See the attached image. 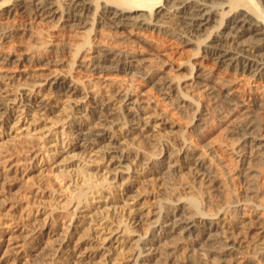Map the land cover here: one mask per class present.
Instances as JSON below:
<instances>
[{"label":"rangeland","instance_id":"rangeland-1","mask_svg":"<svg viewBox=\"0 0 264 264\" xmlns=\"http://www.w3.org/2000/svg\"><path fill=\"white\" fill-rule=\"evenodd\" d=\"M253 1L256 7L260 8L259 11L264 12V0ZM13 2L14 0H0L3 22L11 29L6 46L19 59V62L13 65V70H17L19 79L10 85L8 81L0 79V86L2 89L6 88L5 93H0V99L5 101L4 107L0 110V240L12 236L18 248L13 250L14 253L12 252L8 261L3 264H41L46 260L39 256L38 251L35 252L37 247L53 254L59 243L66 240L68 224L76 207L75 194L78 190L71 182L63 180L61 173L55 169L62 160L61 157H57L55 148L51 147L56 143L58 145L64 143L70 155L73 153L75 159L77 158V164L84 160H96L94 164L98 168L90 170L94 184L99 185L98 188L102 186L100 190L102 195L108 197L103 198L104 201L112 199L116 205L121 206L117 209L116 217L119 221H123V224L129 222L127 220L129 211L140 207L136 196L145 193V190L150 194L146 203L148 216L131 228L135 231L131 236L135 239L134 244L127 253L122 251L119 254L122 248L117 250L111 264H178V261L186 256L197 259L200 264H264V237L258 234L259 229L264 227V161L257 159L251 162L253 184L250 187L240 179H235L233 183L219 184L217 174L211 170V164L222 169L235 168L236 161L226 146L245 149L242 146L245 145L243 139L246 136L264 134V104L262 107L257 106V102L264 103L263 82L254 79L252 73H245L243 79L247 83L250 79V85L243 84L244 81L241 82L242 84L239 83L240 85L235 84L234 74L227 71L225 66L213 61H205L204 66L207 71L211 70L210 76L212 75L208 89L187 87V84L192 82L189 67L192 68V64L202 56V50L198 51L197 45L203 49L205 43H202L200 36L205 38L210 28L196 35L198 39L200 38L199 41L195 40L194 44L186 45L185 37L171 33L172 27L177 29L175 20L164 19L166 22H162V25L155 30H139L148 35L149 43L131 44L135 45V49L138 47L140 50H137L148 54L154 53L151 49L162 48L161 51L164 50L166 57L169 60L171 58L167 67L171 69L170 73L176 77L179 84L178 81L175 82L174 90L170 95H165L163 93L165 90L153 80V77L147 79L142 74H138L136 69L118 74L117 79L120 80L118 86L125 91L124 93L129 91L133 96L135 92L141 91V94L143 92L145 100L150 104L151 112L164 117L172 124L162 125L160 121L146 118L137 125L136 122L131 121L133 117L128 120L125 116L118 117L115 122L109 124H106L103 118L94 121L96 99L94 96H86V92L89 94L88 89L96 90L98 87L93 85L95 78L92 73L83 67L88 59L87 52L96 50L99 43L120 47L125 42L113 29L98 24L97 13L85 18L88 22L86 28L71 30L56 23L57 19L31 22L20 13H15L16 10L9 12V9L14 8ZM66 2L67 0H59L61 6ZM243 8L239 7L238 10ZM156 9L160 10V8ZM224 9L227 11L229 8L225 6ZM255 11L254 9V16L260 18ZM221 15L218 14L214 19L222 22ZM231 16L232 13L224 16L223 26H216L213 33L229 31L226 26ZM31 25L32 27L29 28L28 26ZM214 25L215 23L211 28ZM37 39L41 44L36 43ZM78 48L80 51L76 56L75 52ZM149 58L141 62V66L145 64L143 68L146 71L153 72L156 67L166 66L165 61L160 57L153 56L150 58L152 61ZM48 59L61 61L62 64L58 69L61 68L66 77L71 76L75 79V82L86 92L70 96L66 92V86L52 78L54 73L51 70L57 67L54 66L55 62L48 65L46 63ZM147 62L149 64H146ZM150 63L151 67L154 66L153 70ZM182 66L186 67L182 69ZM178 85H180L179 89H177ZM101 86V90L109 91L106 85ZM233 86L240 90L234 92L233 104L236 105H225L222 103L221 94L225 89ZM186 88L189 92L188 96L183 94L185 91L187 93ZM189 88L193 89L192 93ZM181 97L189 100L184 106L179 102ZM38 98L44 100L45 105L48 103L50 105L38 106L32 101ZM218 99L221 101L219 102ZM79 104L82 106H78ZM125 107L127 106L124 103L115 102L111 109L113 113H117L123 111ZM76 108L80 110L76 111ZM91 113L92 117L88 120L83 119ZM244 120L252 121L257 125L255 134L247 132L245 137H242L232 132V128ZM79 123L83 128L81 134L72 130V127L78 126ZM130 128L131 133L125 135L124 133ZM47 134H50L55 142L45 146L43 141L51 140L45 136ZM83 135L84 138L85 135L88 138L80 139ZM103 137L105 140L100 141ZM181 140H186V143L198 150L192 168L197 175L207 176L209 183L213 184L208 196L223 200L240 195L239 200L243 203V210L241 209L240 213L254 219L252 223L254 229L250 236L245 235V242L240 251L230 255L225 253L229 249L224 245L228 240L227 228L219 226L221 216L226 212L224 207L220 209L219 215L211 210L204 214L190 213L188 199L198 195L191 182V175L183 167L182 162L172 165L173 171L164 173L165 175L159 174L157 166L151 167L155 160L161 163L164 161L169 148V153L178 152L184 146ZM153 145L158 149L157 156L141 163L136 154L147 153ZM119 150L121 153H117ZM55 159H57L56 163ZM108 159L118 163L117 170L125 171L127 180L123 186L118 181L106 178L110 175V169L105 168ZM10 161L15 163L16 174H10L5 168ZM78 167L73 168L78 171L81 168ZM29 168L33 170L29 171ZM150 174L152 177L148 176ZM125 184L134 186L135 193L131 195L135 198L126 195ZM37 190L38 192L44 190L42 194L54 193L55 198H41L39 193L34 195ZM247 190L250 200L248 203V199L242 195ZM97 201L90 199V203L92 202L91 206L89 205L90 209L95 208ZM94 212L96 209L91 213ZM78 215L83 216L82 213ZM228 217L233 221L237 214L231 211ZM119 221L117 223H120ZM14 222L23 230L15 231L16 229L11 226ZM175 230H178L180 236H173ZM175 243L182 245L180 250ZM115 246L118 248L120 244ZM101 259L102 257L96 260L97 264H104L105 261Z\"/></svg>","mask_w":264,"mask_h":264},{"label":"bare ground","instance_id":"bare-ground-1","mask_svg":"<svg viewBox=\"0 0 264 264\" xmlns=\"http://www.w3.org/2000/svg\"><path fill=\"white\" fill-rule=\"evenodd\" d=\"M159 1L160 0H67L65 5L61 6L59 4V0H14V8L9 9L8 11L10 12L16 10L15 13H20L21 15L27 17L31 22H35L36 20L46 21L57 19L58 22L56 23H59L60 26L65 29L71 30H73L72 28H86L88 22L85 18H89L91 17L89 15H96L97 13V21L101 27L104 26L111 30L113 29L115 34L117 33L120 35L119 37L123 40V42H125V44L122 46L119 47L110 44L106 45V43L105 45L103 43H99L96 47V50L87 52L88 59L85 62L86 65L83 67L92 73L95 78L93 85L98 87L96 90L88 89L89 94L85 91V89L81 88L80 85L75 82V79L71 78V76L70 78H68V76L66 77L65 74H63V70L61 68L58 69L62 64L61 61L48 59L49 61L46 62L48 65H50V63L53 64L54 62L56 63L54 66L57 68L51 70V72L54 73L52 78L61 81L63 85L66 86V92L70 96L76 95L80 92H86V96H94V99H96L95 111L93 112L94 121L103 118L104 122L109 124L111 122H115L118 117L122 118L125 116V118L127 117L126 119L128 120L130 117H133V120L131 121L136 122L137 125L140 124L142 120H146V118L151 119L152 121H160V124L162 125L172 124V122H168L164 117H159L158 115H155V113L151 112L150 104L145 100L143 92L142 94L141 91L139 93L135 92L133 96L131 93H129V91L124 93L125 91L118 86V82H120V80L118 81L117 79L119 76L118 74L126 73L130 70L136 69L138 74H142L147 79L153 77V80H156V83L160 85L163 90H165L163 92L165 95H170L171 91L174 90L173 86L178 80L173 76V74L170 73L171 69H168L167 67L168 63L171 62V58L169 57V60L166 57L165 52H163L164 50L161 51L162 48L160 50H156L158 49L157 47L156 49H151L154 51V53L152 52L151 54H148L144 53V51H139L140 49L138 47L137 49L139 50L135 49V45L131 44L133 42H135V44L139 43V45H141V43H149V37L147 38L148 35L146 36V34L139 30H155V28H159L162 25V22H166L164 19L173 18L175 20L177 29L172 27V32H170L185 37L186 45H192L194 44L195 40L199 41L200 38L202 43H205L203 44V49H201L200 45H197L198 51L202 50V56L198 61L192 64V68L189 67L192 82L187 84V87L208 89L210 82L212 81L210 80L212 75L210 76L211 70L207 71L205 68V61H213L217 64H220L221 66H225L227 71H230L234 74L233 78L235 84H242L241 82L244 81L243 77L245 73H252L254 79L263 82L264 84V12L259 11L260 8L256 7V3H254L255 1L166 0L164 3H160ZM94 4H97L98 6L96 7ZM225 6L226 8H229L227 11L224 9ZM239 7L244 8L242 10H238ZM156 8H160V10H157ZM254 9L258 12V16H260L261 19L254 16ZM256 11L255 13L257 14ZM229 13H232L231 18L228 21V25L226 26V29L229 31H223L214 34L213 30L216 29V26H223L224 16ZM218 14H222L220 17L223 16V18H221L222 22L214 19ZM214 23L215 25L211 28V25ZM28 27L30 28L32 25ZM209 28L210 32L206 33L205 38H203V36H200L199 39L196 37L198 33H201L204 30H209ZM182 29L184 32H182ZM10 33L11 29L10 27L5 26L2 14L0 13V79L3 81H8L9 85L19 79L17 70H13V65H16V63L19 62V59H17L18 56L16 58L15 53L8 49V46H6V43H8L6 40L8 39L7 37ZM36 43L41 44L39 39H37ZM86 44L87 40L85 42V45ZM79 48L75 52L76 56L80 51ZM26 54L28 53L26 52ZM153 56L163 59L166 66L163 68L156 67L153 72H150L151 70L146 71L144 69L145 64L144 66H141V62L147 61L146 58H151ZM148 62L146 64H149ZM151 66L152 65L150 63V67ZM185 67L186 66H182V69ZM151 68L153 70L154 66ZM249 81L248 83L250 85ZM150 82L152 83L153 81ZM248 83L247 81L243 82L245 85ZM103 84L109 87V91L104 89L101 90L100 86ZM33 85L36 86L38 84ZM179 86L180 85L177 86V89H179ZM5 89H2L0 86V93H5ZM238 90L235 88V86L227 90L225 89L223 94H221V98L223 99L222 103L225 105L228 104L235 106L236 104H233L234 92ZM188 93V89L187 93L186 91L183 92V94L187 96ZM32 101L38 104V106L45 105V101L42 99L40 100V98L34 99ZM186 101L189 100L181 97L179 102L181 106H184ZM115 102L124 103L127 107L123 108V111L113 113L111 107L115 105ZM4 103L5 101L0 99V110L2 107H4ZM263 104L264 103L262 102L259 104L257 102L258 107H262ZM47 105L50 104L48 103L45 106ZM78 106L82 105L79 104ZM181 106H178V108H182ZM78 110L80 109L76 108V111ZM90 117H92V113L90 116H87L83 119L88 120ZM131 121H128V123ZM80 123L78 126L72 127V130H76V132H79V134H81L83 129ZM257 128L258 127L256 124H254V122L244 120L236 124L232 128V132L239 136L245 137L247 132L249 134H255ZM65 132L68 133L67 131ZM130 133L131 128L128 129V131L124 134L126 135ZM45 136L47 138H51L50 134ZM87 138L88 137H86V135L85 138L83 135V137L80 139ZM103 140H105V137L101 138L100 141ZM53 142L55 141L52 138L51 140L49 139L48 141H43L45 146ZM180 142L184 144V146L180 148L178 152L174 151V153L172 151V153H169V148L168 153L165 155L164 161L161 163L160 161L155 160L153 166L151 167L157 166V168H159V174L165 175L164 173L168 174L173 171L171 168L172 165L182 162L183 167L187 169L191 175V182L195 186L198 195V197L191 196V198L188 199L191 207L190 213L204 214L211 210L219 215L220 209L222 210L223 207L228 213L231 211L236 212L237 217L233 221L228 217V213L224 212V216H221L222 218L219 223V226L222 225L227 228L228 240L226 239L227 241L224 242V245L226 247L228 246L229 249L225 253L227 255L233 254L242 247V244L245 242V235L247 237L248 234L250 236L252 233L254 229L252 224L254 219L245 215L244 213H240V210L243 208V203H241L239 200L240 195L227 197L223 200H216L211 198V196H208L209 190L213 184L209 183L210 181L208 180L209 178H207V176L201 177L197 175V173L194 172V169L192 168L193 162H195L194 160L198 155V150L186 143V140H181ZM243 142L245 145L242 147L245 149H240L238 146H226L236 161L234 166L235 168L222 169L219 166L211 164V170L213 173L217 174L219 184L221 183L224 185L225 183H233L235 179H240L245 182L248 187L252 186L253 179L251 174L253 167L250 166V164L252 161L257 159H259V161L261 160V162L264 161V134L246 136L243 139ZM156 146L153 145V148L147 153L145 151V153H137L136 156L139 158V161L141 163L145 161L147 162V160L157 156L158 149ZM51 147L55 148L54 150L56 151L57 157L62 158V160L57 164L58 167L55 169L61 173L63 180L71 182L78 191L75 194L76 207L68 224L66 240L59 243L58 247L54 249L55 252H53V254H49L48 252L44 251L43 248L40 249V247L35 249V252L38 251L39 256L46 260L42 261L41 264H97L96 260L100 257H102L103 261H105L104 264H111V261L116 256L115 254L118 252L117 250L122 248L118 253L120 254L122 251L127 253L128 249H131L132 245L134 244L135 239L131 236H133V232L135 231L131 230V228L134 224H140L148 216L149 211H147L146 203L149 201L150 194L145 190V193L136 196V198H138V205L140 207L134 211L128 209V211L130 210L129 217H127L129 218L127 219L129 222L127 221V223L124 222L123 224V221H119L116 217L118 213L117 209H119L121 206L116 205L112 199L104 201L103 198L106 196H103L102 192L100 191L102 186L98 188L99 185L94 184L93 174L90 170L98 168V166L94 164L96 160H84L81 161L80 164H77V158L75 159V155L73 153L70 155V151L66 149L64 143L62 145H58V143H56ZM117 153H121V151L119 150ZM54 162L56 163L57 159H55ZM107 163L108 164L105 165V168L110 169V175L109 177L106 176V178L115 180L116 182L118 181L121 183V186H123V183L127 180L125 171L117 170L116 166L118 163L113 162L112 159H108ZM74 166H79L81 168L77 171L73 168ZM5 168L10 174H16L17 170L15 169V163H13V161H10L5 166ZM102 169L103 168H101V170ZM32 170L33 168H29V171ZM148 176L152 177V174ZM124 186L127 196L135 193L133 185L125 184ZM43 192H38L37 190L34 195H38L39 193L41 198H55L54 193L49 192L50 194H42ZM248 192L249 191L247 190V192L244 191L243 194L241 193L245 199L249 198ZM90 199L98 200L97 205L93 209H90L92 203H90ZM249 201L250 200L248 199L247 203ZM83 208H85V210ZM95 209L96 212L92 214L91 212ZM80 213L83 214L82 217L78 215ZM118 221L120 223H117ZM16 222H14L11 226L13 229H16L15 231L20 232V230L23 229H21V227H19ZM123 227L125 229H123ZM259 230L260 232L258 231V234L264 237V227L260 228ZM174 234V237H178V230H175ZM0 242L2 243L0 245V264H3L4 262L8 261L13 250L18 247L15 246L16 240L12 236L7 237L4 240H0ZM115 244H120V246L117 248ZM180 245L176 244L179 250ZM178 264H200V262H198L197 259L195 260L186 256L180 259Z\"/></svg>","mask_w":264,"mask_h":264}]
</instances>
